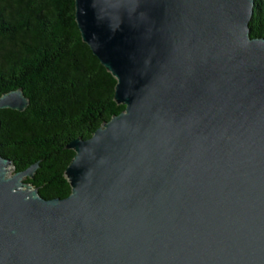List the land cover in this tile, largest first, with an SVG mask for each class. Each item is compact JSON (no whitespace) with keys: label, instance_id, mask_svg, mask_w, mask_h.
<instances>
[{"label":"water","instance_id":"95a60500","mask_svg":"<svg viewBox=\"0 0 264 264\" xmlns=\"http://www.w3.org/2000/svg\"><path fill=\"white\" fill-rule=\"evenodd\" d=\"M254 0H74L124 109L66 147L70 193L0 154V264H264ZM20 88L0 108L22 111ZM12 170V174H8Z\"/></svg>","mask_w":264,"mask_h":264},{"label":"trees","instance_id":"16d2710c","mask_svg":"<svg viewBox=\"0 0 264 264\" xmlns=\"http://www.w3.org/2000/svg\"><path fill=\"white\" fill-rule=\"evenodd\" d=\"M250 35L264 37V0H254ZM116 78L82 40L74 0H0V95L20 88L22 111L0 108V154L46 198L65 197L66 145L124 109Z\"/></svg>","mask_w":264,"mask_h":264},{"label":"rangeland","instance_id":"374dc122","mask_svg":"<svg viewBox=\"0 0 264 264\" xmlns=\"http://www.w3.org/2000/svg\"><path fill=\"white\" fill-rule=\"evenodd\" d=\"M8 174H9V175L12 174V170H10Z\"/></svg>","mask_w":264,"mask_h":264}]
</instances>
